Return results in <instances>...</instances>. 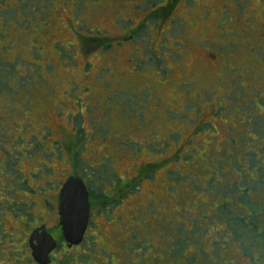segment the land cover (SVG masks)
<instances>
[{
    "label": "rangeland",
    "instance_id": "obj_1",
    "mask_svg": "<svg viewBox=\"0 0 264 264\" xmlns=\"http://www.w3.org/2000/svg\"><path fill=\"white\" fill-rule=\"evenodd\" d=\"M43 226L53 264H264V0H0V262Z\"/></svg>",
    "mask_w": 264,
    "mask_h": 264
},
{
    "label": "water",
    "instance_id": "obj_2",
    "mask_svg": "<svg viewBox=\"0 0 264 264\" xmlns=\"http://www.w3.org/2000/svg\"><path fill=\"white\" fill-rule=\"evenodd\" d=\"M58 212L64 241L69 248L80 246L91 217L90 193L81 177L71 176L64 183L59 195ZM30 247L37 263L50 264V255L57 249L58 242L43 226L32 233Z\"/></svg>",
    "mask_w": 264,
    "mask_h": 264
},
{
    "label": "flooded vegetation",
    "instance_id": "obj_3",
    "mask_svg": "<svg viewBox=\"0 0 264 264\" xmlns=\"http://www.w3.org/2000/svg\"><path fill=\"white\" fill-rule=\"evenodd\" d=\"M213 58H215V56L213 57ZM66 182V181H65ZM65 182H62L61 184H60V189H59V193H58V198H57V207H58V205H59V195H60V191H61V189H62V187H63V185H64V183ZM89 191V190H88ZM90 193V192H89ZM58 212V211H57ZM90 226V225H89ZM88 230H89V227H88V229H87V232H88ZM32 232H34V231H32ZM87 232H86V234H87ZM86 234H85V236H86ZM31 235H32V233L31 234H29V237H28V240H27V246H28V250H29V254H30V260H27V261H25V262H23L22 260H21V262L19 263H9V264H39V263H37L35 260H34V258H33V256H32V250H31V247H30V237H31ZM78 248H81L80 246L78 247H72L70 250H74V249H78ZM56 252V250L50 255V258H52L53 257V254ZM0 264H2L1 262H0ZM50 264H53V261H52V259H51V263Z\"/></svg>",
    "mask_w": 264,
    "mask_h": 264
},
{
    "label": "trees",
    "instance_id": "obj_4",
    "mask_svg": "<svg viewBox=\"0 0 264 264\" xmlns=\"http://www.w3.org/2000/svg\"><path fill=\"white\" fill-rule=\"evenodd\" d=\"M103 40H104V39H101V41H103ZM101 41H100V45H103V46H104V44H102Z\"/></svg>",
    "mask_w": 264,
    "mask_h": 264
},
{
    "label": "bare ground",
    "instance_id": "obj_5",
    "mask_svg": "<svg viewBox=\"0 0 264 264\" xmlns=\"http://www.w3.org/2000/svg\"><path fill=\"white\" fill-rule=\"evenodd\" d=\"M148 188H149V186H148Z\"/></svg>",
    "mask_w": 264,
    "mask_h": 264
}]
</instances>
